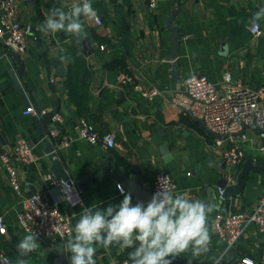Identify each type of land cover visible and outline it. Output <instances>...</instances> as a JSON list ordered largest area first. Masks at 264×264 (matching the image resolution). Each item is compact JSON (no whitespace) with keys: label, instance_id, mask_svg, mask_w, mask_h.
<instances>
[{"label":"crops","instance_id":"1","mask_svg":"<svg viewBox=\"0 0 264 264\" xmlns=\"http://www.w3.org/2000/svg\"><path fill=\"white\" fill-rule=\"evenodd\" d=\"M17 18L31 27L26 50L17 53L23 64L20 69L13 53L0 43V153L11 152L12 145L23 140L35 155L29 163L13 158L21 182L18 194L7 183L0 170V216L7 232L0 235V243L12 264L18 258L17 244L28 232L18 223L21 199L41 193L44 200L72 213V230L84 207L118 205L123 200L120 184L108 170L89 184L80 186L98 161L113 159L130 175L144 178L143 187L151 194V185L159 172H168L177 183V192L210 203L214 211L209 215L212 229L210 251L199 257L191 252L176 257L173 264H232L242 256H251L257 264H264V243L254 223H249L238 243L226 249L213 227V215L221 213L251 214L264 187V171L251 168L244 177L241 191L235 195L221 194V179L236 184V176L244 159L258 157L264 161L262 136L247 129L234 138L244 150V158L232 168L223 162V150L230 139L217 138L191 119L172 97L183 91L184 78L190 74L205 75L219 83L224 72L249 89L264 87V20L261 32H250V17L264 6L263 0H157L151 7L148 0H91L96 17H82L88 38H77L58 32L45 34L39 26L53 7L66 10L81 0H17ZM172 24L180 31L175 61L168 60L171 31L168 18L175 9ZM56 59H60L65 73H56ZM115 64H112V63ZM177 66L174 67L173 63ZM73 69L74 80H68ZM17 76L23 92L17 88L12 72ZM126 73L132 81L117 83V75ZM157 89L152 97L143 96L134 87ZM220 90H222L219 87ZM33 105L54 111L61 120L49 122L47 117L24 113ZM80 118L92 122L100 134L112 133L115 146L104 148L80 136ZM56 128L55 134L50 129ZM62 136L56 146L67 170L69 180L80 189L82 203L70 208L60 199L46 175L51 171L45 145ZM217 139H222L217 144ZM231 176L229 180L228 176ZM121 185V184H120ZM126 193L135 195L123 186ZM224 189V188H223ZM147 203V202H143ZM72 233V232H71ZM65 238H38L40 248L23 257L28 264H56L58 249ZM134 249L97 246L96 264H117L129 260ZM70 253L60 264H70Z\"/></svg>","mask_w":264,"mask_h":264},{"label":"built area","instance_id":"2","mask_svg":"<svg viewBox=\"0 0 264 264\" xmlns=\"http://www.w3.org/2000/svg\"><path fill=\"white\" fill-rule=\"evenodd\" d=\"M148 1L151 7L157 3V0ZM17 9V0H0V43L8 52L21 53L26 50L31 27L20 23L17 18ZM95 21L101 24L99 17H96ZM250 32L254 35L259 34L260 26L257 28L251 25ZM131 81L132 77L126 73L117 75L119 84ZM134 87L146 97H152L157 93L155 88L148 91L142 89L139 84H135ZM183 87L182 92L173 95L172 102L182 110H190L194 115L204 118L206 126L211 130L227 135L231 143L222 154L227 168L240 163L244 158V150L234 136L241 130L244 123L253 122L258 126H264V87L257 90L249 89L240 81L233 80L228 71L223 73L219 83L210 80L205 75L190 74L184 78ZM23 112L39 117L43 116L46 110L38 109L30 104ZM52 119L59 121L61 115L54 113ZM77 128L80 136L92 144H101L104 148L115 146L112 133L100 134L94 124L86 118H80ZM55 132L56 128L50 129L51 135ZM216 142L221 144L222 139H217ZM13 158L20 163H29L35 159V155L31 146L23 140L16 141L11 147V152L0 153V170L6 175L9 186L20 194L21 182ZM46 178L51 181L60 199L65 201L70 208L82 203L80 189L72 180L56 179L50 173L46 175ZM228 178L230 180L231 176L229 175ZM161 187L174 194L177 191V183L170 173L159 172L155 175L151 185V195ZM122 189L125 192L123 187ZM119 192L121 193V190ZM223 192L224 190L220 189V193ZM20 202L18 223L24 231L35 232L41 239L65 238L72 232V213L61 210L56 204H48L41 193L25 196ZM249 223L256 225L264 243V187L251 214L216 212L213 215L214 230L226 245V249L238 243ZM6 232L7 226L3 217L0 216V235ZM7 260H10V257L0 243V264H7ZM117 264H131V262L123 260ZM238 264H257V262L251 256L245 255L238 260Z\"/></svg>","mask_w":264,"mask_h":264},{"label":"clouds","instance_id":"3","mask_svg":"<svg viewBox=\"0 0 264 264\" xmlns=\"http://www.w3.org/2000/svg\"><path fill=\"white\" fill-rule=\"evenodd\" d=\"M96 16L91 0H81L67 10L53 7L39 30L52 35L64 32L79 42L88 38L82 17ZM261 20H264V6L250 17L249 23L259 28ZM117 188L123 195L118 205L110 204L106 208L93 205L79 213L72 233L63 244V250L71 254L70 264H96L97 246L134 249L129 253L131 264H173L182 253L191 252L199 257L210 251L209 215L214 211L210 203L161 187L146 204L139 201L133 204L131 194L124 192L121 185ZM39 248L37 233L24 235L17 244L15 264H28L23 257ZM7 264L12 261L7 260Z\"/></svg>","mask_w":264,"mask_h":264},{"label":"water","instance_id":"4","mask_svg":"<svg viewBox=\"0 0 264 264\" xmlns=\"http://www.w3.org/2000/svg\"><path fill=\"white\" fill-rule=\"evenodd\" d=\"M264 4V0H263ZM179 11V8L175 9L171 16L168 18L167 27L171 31L170 35V53L168 55V60L175 61L177 58L176 48L179 43L180 31L177 26L173 23L175 14ZM16 61L19 63L20 69L23 68L22 61L20 59L19 54L13 53ZM57 64L56 73H65V70L61 68L60 59L55 60ZM173 66L176 67L177 63L174 62ZM14 77V81L17 84V88L23 92V88L13 71H11ZM188 113L194 121L198 122L202 129L207 131L208 133L214 135L217 138H227V135H221L206 126L205 120L202 117H198L194 115L190 110ZM54 115V111L47 112L44 114L47 117V120L50 122ZM247 129H252L256 134L262 136V149L264 150V126H258L253 122L244 123L240 131L236 132L235 135L242 136L245 134ZM62 136H59L53 140H49L45 145V153L47 154L50 163H51V171L56 179L68 180L71 175V171L67 170L63 165L60 157L58 155V151L56 146L61 143ZM254 168L256 171H264V161H261L258 157H248L244 159L240 171L236 176V184H230L226 179H221L220 186L224 190V196L235 195L238 194L244 184V177L248 174L249 170ZM108 170L111 171V175L120 182L121 186H125L131 193H133L139 202H148L152 195L148 192L147 189L143 187L144 178L139 174L130 175L127 171L124 170L122 166L116 165L113 159H103L97 162L96 167L85 176V181L78 183L80 186L89 184L90 181L95 178H99L103 176ZM124 188V187H123ZM58 249V258L56 260V264L62 263L65 257V251L63 250V245L57 247ZM232 264H238V261H235Z\"/></svg>","mask_w":264,"mask_h":264},{"label":"trees","instance_id":"5","mask_svg":"<svg viewBox=\"0 0 264 264\" xmlns=\"http://www.w3.org/2000/svg\"><path fill=\"white\" fill-rule=\"evenodd\" d=\"M112 64H115L114 62ZM74 74H75V71L73 72V69H70L69 72H68V80L69 82L71 83V81L73 82L74 80Z\"/></svg>","mask_w":264,"mask_h":264}]
</instances>
